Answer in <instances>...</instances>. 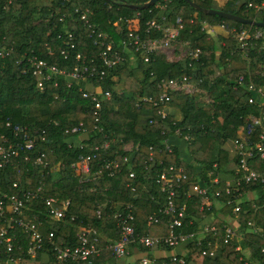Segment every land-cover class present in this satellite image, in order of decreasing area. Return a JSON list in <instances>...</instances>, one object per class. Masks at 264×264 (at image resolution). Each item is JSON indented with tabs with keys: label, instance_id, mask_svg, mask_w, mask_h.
<instances>
[{
	"label": "trees",
	"instance_id": "trees-1",
	"mask_svg": "<svg viewBox=\"0 0 264 264\" xmlns=\"http://www.w3.org/2000/svg\"><path fill=\"white\" fill-rule=\"evenodd\" d=\"M148 1L0 0V42L8 48L12 47L8 56L0 58V144L11 146L18 152L12 164L0 169V195L17 194V190L12 188L14 182L25 190L41 187L42 199L31 200L24 209L23 217L40 224L44 237L53 230L55 241L68 246L77 245V233L84 227H92L104 238L115 240L113 214L128 204L132 205L138 233L164 235L169 230L165 219L158 226L148 227L146 218L156 213L166 201L158 184L160 174L171 164L182 166L190 181L208 187L211 200L209 208L200 210L197 198H187L183 190H177V207L183 203L186 205L183 231H197V223L200 222L221 226L237 216L236 228L244 233V239L231 246L234 248L239 244L240 251L229 249L226 261L202 257L201 247L193 243L189 246L187 264H264V254L261 253L264 243V183H242L238 194L232 191L227 195L225 182L220 179L214 181L227 166H232L230 181L237 178L239 156L234 153L233 163H230L222 147L237 137L238 130L248 123L251 116H258L264 111V95L248 90L250 83L255 89L264 87V28L198 12L185 0H157L147 9L133 8ZM190 1L204 10H220L264 23V10L257 12L247 8L248 2L257 5L264 0H227L221 6L216 0ZM77 7L89 10L87 23L79 21V14L74 13ZM160 16L166 18V23L181 17L183 28L178 40L198 47L201 50L198 59L173 62L160 55L145 64L140 53L132 50L122 52L124 61L120 66L107 71L101 81H92L93 87L110 94V98L103 103L99 123H95L90 115L91 103L80 93L88 82H71L66 73L80 62L90 67L100 65L102 47L95 43L96 33H107L117 46L120 35L128 30L125 21H133L132 28L143 35L147 21H159ZM204 24L212 27L222 24L228 34L214 38ZM240 29L250 30L251 34L260 31L262 37L250 38L246 48L241 49L233 33V30ZM71 45L74 48L71 49ZM78 53L81 54L80 61L75 59ZM24 56H34L64 73L43 81L44 89L39 91L36 76L29 70L22 71L29 68ZM180 76H192L195 81H200L202 92L192 95L174 92L167 103L165 119L158 115V107L150 103L137 104L138 98L143 96L157 100L159 79ZM239 77H243L242 84L238 83ZM204 97L210 102L205 103ZM250 97L255 100L253 104L248 103ZM168 109L179 112L181 119L176 120ZM150 120H156V123L151 124ZM80 123L87 128L86 134H65L66 129ZM94 125L101 130H95ZM16 126L26 127L24 133L35 139L31 150L25 147L27 139L24 133H15ZM176 129H181L182 136H189L188 141H181L185 153L174 145L171 146V153L164 151L165 140L174 137ZM103 134L116 142L119 156L123 154L122 143L139 145V159L134 168L136 178H129V169L124 168L112 177L104 175L97 181L98 189L91 192L78 183V176L71 165L90 154L91 147L103 141ZM252 140H257V134ZM150 146L155 148V159L162 164L145 169L143 161L148 157ZM39 154L44 155V166L34 164ZM26 156L29 161L24 160ZM249 166L257 172H264V159L255 158ZM56 168L58 172L53 173ZM127 184L136 187L138 198H130ZM143 186L146 188L143 189ZM217 192L218 196L215 195ZM234 194L239 195L238 214L233 213L236 205ZM46 198L69 201L67 219L61 222L47 219L43 203ZM99 210L100 218L97 217ZM220 215H223L222 220L218 218ZM70 217L74 220L71 221ZM192 219L197 220L190 225ZM248 222H252L258 232H253ZM9 232L13 236L14 248L9 255L12 258L37 261L41 254H46L49 262L45 264H61L46 248L37 253L35 260H31L26 254L28 238L23 230L14 228ZM0 252L1 264H11L10 257ZM110 258V252L105 251L92 264H105Z\"/></svg>",
	"mask_w": 264,
	"mask_h": 264
},
{
	"label": "built area",
	"instance_id": "built-area-1",
	"mask_svg": "<svg viewBox=\"0 0 264 264\" xmlns=\"http://www.w3.org/2000/svg\"><path fill=\"white\" fill-rule=\"evenodd\" d=\"M247 8H253L257 12L264 10V2L253 5L247 3ZM160 9H162L160 7ZM79 14V21L87 23L88 9L81 10L77 7L74 11ZM161 17V18H160ZM160 20L151 19L147 21L145 31L141 35L137 29H133V21H125L127 23V31L123 32L117 46L113 44L107 33H96V44L102 47L99 53L100 65L87 66L80 62L75 64L73 68L66 73V76L71 82H88L85 89H80L81 97L90 101V115L94 118L95 123H99L101 119V111L103 109L104 101L110 98L109 93H103L99 88L92 85V81H101L107 71L120 66L124 59L122 52L132 50L134 53H140L143 63L149 64L155 57L160 55L168 59L171 55L170 49L178 44L185 48V59L195 61L201 54L198 47H193L189 43H181L178 40L179 33L183 28L181 17H175L171 23H166V18L160 16ZM62 20V18L60 19ZM224 29L223 25H218ZM205 29L211 27L204 24ZM93 34L94 31H92ZM235 38L240 43V48L245 49L247 41L250 38L259 39L262 37L260 31L251 34L250 30L240 29L233 30ZM74 48L73 45L70 47ZM264 51V48L262 49ZM12 47L8 48L3 42H0V58H4L10 54ZM64 57L67 54L61 51ZM77 61L81 60V54L75 56ZM184 59V60H185ZM29 68H23V72L29 70L36 76L38 83L37 89L42 91L44 89L43 81H48L54 75L63 74L64 71L59 70L54 65H49L47 62L37 60L33 57H25ZM171 61L170 59H168ZM94 61V60H93ZM92 63V62H91ZM95 65L96 63L93 62ZM27 66V67H28ZM151 76L153 74H150ZM243 77H239L238 83L242 84ZM200 81H195L192 76H180L178 78H161L158 80L157 87L160 94L157 100L151 97L143 96L138 98L137 104L140 102L150 103L154 107H158V115L161 119L167 116V103L174 92H182L183 94H194L199 91ZM69 86V85H68ZM248 90L263 96L264 87L255 89L252 83L249 84ZM209 102V101H208ZM255 102L254 98L248 99L249 104ZM262 105V104H260ZM151 124L156 123V120H150ZM8 126V124H7ZM26 127L16 126L15 133H24ZM94 129L100 131L98 125H94ZM237 137L232 141L234 153L239 156V169L236 171L237 178L232 181L225 182L226 194H231L232 191L238 194L241 184L264 183V172H257L249 166V162L255 158L264 159V111L260 112L258 116H251L248 123L239 129ZM87 128L83 124H78L65 130L67 135L86 134ZM257 134V140L253 141L252 137ZM27 139L25 145L27 150H31L35 144V139L30 138L24 133ZM100 144L93 145L90 149L91 153L80 158L79 161L71 165V169L78 176V183L84 190L91 192L98 189L97 181L104 175L108 177L120 173L124 168L129 169L128 176L131 179L136 178L137 160L139 159L138 151L139 145L132 142L122 143L121 149L123 154L118 155L116 142L109 139L106 134ZM174 137L181 140L188 141L189 136H182L181 129L174 131ZM3 142H6L3 139ZM171 144L168 139L164 142V151L171 153ZM147 159L143 161L145 169L162 164V161L155 159V148L150 146ZM161 152V150H159ZM18 156V152L12 149L11 146L3 147L0 144V169L12 164L13 158ZM43 154H39L35 158L34 164L44 166ZM25 161H29V157H24ZM95 164V166H93ZM216 166V165H214ZM217 179V178H216ZM214 178V181H216ZM158 184L162 194H165L166 201L163 207L159 208L156 213L150 214L146 218V225L148 227L158 226L161 221L165 219L168 224V232L164 235H150L148 233H138L135 226V218L132 213V205L128 204L114 212L113 218L115 220L114 233L116 239L104 238L92 227L80 228L77 233V245L68 246L62 242L55 241V233L53 230L49 231L47 237H44L40 232V224L30 220H25L24 209L26 205L34 199H42L40 193L41 187L34 190L20 189L17 182L12 184V188L17 190V194L0 195V250L5 252L8 256L13 250V236L9 230L20 228L28 238V248L26 254L31 260H35L37 253L46 248L49 250L57 263H76V264H92L95 259L101 257L102 253L109 251L111 258L105 264H187L186 257L189 253V246L196 244L201 247L200 255L206 259H216L226 261L229 249L233 251H240V245L236 244L231 248L232 244L244 239V233L240 232L238 228L229 224H222L216 226L213 222L197 223L198 230L192 232L183 231V220L186 219V205L183 203L180 207L176 205L177 190H183V195L187 198L194 197L198 199L200 210L209 208L211 203L209 189L199 185L196 182L190 181L185 169L182 166L169 165L163 171L159 178ZM187 185V187H185ZM130 198L136 199L139 193L135 186H130ZM146 187L143 186V189ZM145 191V190H144ZM216 196L219 195L217 192ZM236 205L233 208V213L238 214L240 207L238 205V198ZM44 214L47 219L61 222L67 219V212L69 208V201H57L54 198L44 199ZM101 211H97V217L100 218ZM73 221L74 217H70ZM192 219L189 224L191 225ZM248 227L252 228L253 232H258V229L253 226L252 222L247 223ZM169 249L170 251H166ZM1 253V252H0ZM261 253L264 254V243L261 247ZM9 263L22 264L25 261L19 258H12L9 256ZM134 257L133 263H122L123 259ZM165 259L167 262H165ZM1 264V261H0Z\"/></svg>",
	"mask_w": 264,
	"mask_h": 264
},
{
	"label": "crops",
	"instance_id": "crops-1",
	"mask_svg": "<svg viewBox=\"0 0 264 264\" xmlns=\"http://www.w3.org/2000/svg\"><path fill=\"white\" fill-rule=\"evenodd\" d=\"M227 0H216V3L218 6H221L223 5ZM207 32L210 33L211 36H214L215 35V38H218L220 36H227V32L220 28L218 25L217 26H211V27H207ZM179 61V60H177ZM201 90L199 89V91L197 93H194V94H201ZM210 102V100H208ZM207 101V102H208ZM205 101V103H207ZM168 113H173V116L176 120H180L181 119V114L179 112H173L171 109H168ZM240 130H238V133H239ZM237 133V135H238ZM169 141V144H171L172 146H177L180 150H182V152H184L183 148V143L181 142L182 140L179 139V138H176V137H171L168 139ZM223 150L228 154V158L230 160V163H233V158L235 157L234 156V150H233V143L232 141H228L227 143H225L223 145ZM185 149V148H184ZM185 153V152H184ZM231 167L232 166H227V168H225V171L223 172H220L217 177H215V179H220V181L222 182H227L229 180L232 179V174L230 173V170H231ZM49 262V257L46 255V254H41L39 259L37 261H29V263H36V264H45V263H48Z\"/></svg>",
	"mask_w": 264,
	"mask_h": 264
},
{
	"label": "water",
	"instance_id": "water-1",
	"mask_svg": "<svg viewBox=\"0 0 264 264\" xmlns=\"http://www.w3.org/2000/svg\"><path fill=\"white\" fill-rule=\"evenodd\" d=\"M185 1L191 7L196 9L198 12H203V13L208 14V15H215V16L221 17L223 19L235 21V22L240 23V24H247V25H251L254 27L264 28V23H259V22L247 20V19L239 17L237 15H231V14L225 13V12L220 11V10H212V9L204 10V9L200 8L198 5H196L195 3L191 2L190 0H185ZM156 2H157V0H149L148 2L144 3L143 5L133 6V8H135L137 10L147 9L150 6L155 5Z\"/></svg>",
	"mask_w": 264,
	"mask_h": 264
},
{
	"label": "rangeland",
	"instance_id": "rangeland-1",
	"mask_svg": "<svg viewBox=\"0 0 264 264\" xmlns=\"http://www.w3.org/2000/svg\"><path fill=\"white\" fill-rule=\"evenodd\" d=\"M213 37L215 38V35ZM170 52H171V55L168 57V59H170L173 62L177 61V60L181 61V60L185 59L184 58L185 57V48H183L181 45H178V44L174 45L173 48L170 49ZM189 95H192V94H189ZM203 100L207 102L209 99L207 97H204ZM187 160H188V162H190L189 159H187ZM53 170H54L53 173H55V172L57 173L58 172L57 168L53 169ZM218 218L220 220H222L223 215L218 216ZM236 219H237V216L235 218L229 219L230 221L227 224L232 225V226H234L236 228L237 227V220ZM133 261H134V257H130V258H127L126 260L123 259L122 263H124V262L133 263ZM26 262L28 263L29 261H25L24 263L26 264Z\"/></svg>",
	"mask_w": 264,
	"mask_h": 264
}]
</instances>
